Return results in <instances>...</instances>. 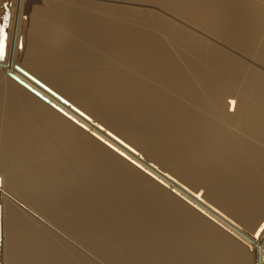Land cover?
<instances>
[{
  "label": "bare ground",
  "instance_id": "1",
  "mask_svg": "<svg viewBox=\"0 0 264 264\" xmlns=\"http://www.w3.org/2000/svg\"><path fill=\"white\" fill-rule=\"evenodd\" d=\"M5 13L0 264H264V0Z\"/></svg>",
  "mask_w": 264,
  "mask_h": 264
},
{
  "label": "snow or ice",
  "instance_id": "2",
  "mask_svg": "<svg viewBox=\"0 0 264 264\" xmlns=\"http://www.w3.org/2000/svg\"><path fill=\"white\" fill-rule=\"evenodd\" d=\"M8 5L7 4H4L3 5V8L4 9H7ZM10 19L9 15L8 14H4L2 17H0V63H3L6 59V57L10 56V50H9V47H8V33L6 31V29L9 27L7 21ZM20 47L22 48L23 47V44L20 45ZM65 104H68L70 108H73V110L75 112H77L79 114V116L83 117V119L85 121H91V117L86 115L83 111H81L79 108H76L74 107L72 104H70L67 100L64 101ZM234 103V102H233ZM60 111L65 115L67 116L68 113L67 112H64L63 109H60ZM70 119H74L72 117H70ZM74 122L79 125L80 128H83L85 131H88V129L86 128L85 124H82L80 122V120H74ZM96 128L97 129H100L101 131H106L102 128V126L100 124H96ZM93 136H96V133L95 132H92L91 133ZM107 136L109 138H111L112 141H118V143L120 145H122L125 149H127L129 152L131 153H135V155L137 157H140V153L136 151L135 148L131 147L129 144L125 143L124 140L120 139L118 136L114 135L111 131H107ZM97 139H100L102 141V143H104L105 145H107L109 148H113L114 151H116L119 155L121 156H125V153L122 152L119 148H114L113 147V144L109 143V140L107 139H103V137H97ZM126 159H130L131 163L136 165L138 168L141 167L140 164H137V161L134 160V159H131V157H128V156H125ZM142 159V157H140ZM153 169L156 168V165H152ZM143 171H145L146 173H148V175H152L151 172H148V169L147 168H143L142 169ZM164 175L169 179L171 180L172 177L168 176L167 173H164ZM160 183L163 184L164 181L163 180H160ZM178 183V181H177ZM181 188L183 189L184 186L181 185ZM185 191H188L187 189H184ZM173 191H175V189L173 188ZM192 196L195 197L196 201H200L201 200V196L202 194H198V193H192ZM188 203H192L191 200L188 201ZM195 206V205H193ZM209 208H211V205L208 206ZM200 211L203 212V208L200 209ZM213 211H215V209H213ZM206 214V213H205ZM221 215H223L221 213ZM225 220H227V217H225ZM239 227V226H237ZM262 237H264V224H260L257 226L256 229H254V232H253V235L251 237V239L253 240V244H249L247 243V241H244L246 247L248 249H252L254 248V243L256 241H260L262 239Z\"/></svg>",
  "mask_w": 264,
  "mask_h": 264
}]
</instances>
